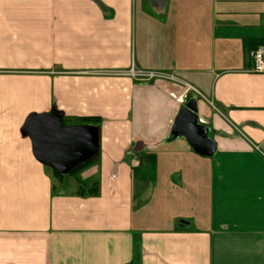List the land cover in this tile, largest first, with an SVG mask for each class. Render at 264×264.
<instances>
[{
  "label": "crops",
  "instance_id": "0c3cea01",
  "mask_svg": "<svg viewBox=\"0 0 264 264\" xmlns=\"http://www.w3.org/2000/svg\"><path fill=\"white\" fill-rule=\"evenodd\" d=\"M263 40L264 0H0V264H264ZM191 99L210 156L168 139ZM53 110L100 119L60 183L22 132Z\"/></svg>",
  "mask_w": 264,
  "mask_h": 264
},
{
  "label": "water",
  "instance_id": "95a60500",
  "mask_svg": "<svg viewBox=\"0 0 264 264\" xmlns=\"http://www.w3.org/2000/svg\"><path fill=\"white\" fill-rule=\"evenodd\" d=\"M196 111L194 99L182 106L168 139L182 137L197 154L210 156L215 151V142L207 136V127L198 122ZM22 132L30 137L37 160L62 175L93 159L99 150V129L96 125H64L57 110L49 114L30 115Z\"/></svg>",
  "mask_w": 264,
  "mask_h": 264
},
{
  "label": "trees",
  "instance_id": "16d2710c",
  "mask_svg": "<svg viewBox=\"0 0 264 264\" xmlns=\"http://www.w3.org/2000/svg\"><path fill=\"white\" fill-rule=\"evenodd\" d=\"M259 45H264V40L263 41H260V42H256V43H253V44H248L247 45V51L253 49V48H256L257 46ZM82 123H92L94 122L96 125H98V123L100 122V119L99 118H93V117H83L81 118L80 120ZM91 163V160H88V161H85L79 165H77L74 169H72L70 171L69 174L71 175H75L76 173H78L81 169H83L84 167H86L87 165H89ZM52 176L53 178L58 182L60 183L63 178H64V175L62 174H59L58 172L52 170ZM97 191H98V186H97V183L95 184H92L90 187L88 188H84L83 184H81L78 188V191L77 193L79 195H95L97 194Z\"/></svg>",
  "mask_w": 264,
  "mask_h": 264
},
{
  "label": "built area",
  "instance_id": "2783aa9c",
  "mask_svg": "<svg viewBox=\"0 0 264 264\" xmlns=\"http://www.w3.org/2000/svg\"><path fill=\"white\" fill-rule=\"evenodd\" d=\"M248 58L252 64V71L255 73H264V45H259L256 48H253L247 52ZM127 74L136 78H153L156 76H161L158 73L154 72H143L140 70H136L131 68Z\"/></svg>",
  "mask_w": 264,
  "mask_h": 264
},
{
  "label": "rangeland",
  "instance_id": "374dc122",
  "mask_svg": "<svg viewBox=\"0 0 264 264\" xmlns=\"http://www.w3.org/2000/svg\"><path fill=\"white\" fill-rule=\"evenodd\" d=\"M72 176H73V175H71V174H66V175H65V177L68 178V179L71 178Z\"/></svg>",
  "mask_w": 264,
  "mask_h": 264
}]
</instances>
